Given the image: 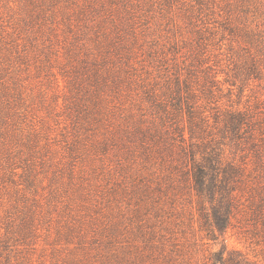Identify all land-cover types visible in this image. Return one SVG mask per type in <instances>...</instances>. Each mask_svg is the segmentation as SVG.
<instances>
[{
  "label": "rangeland",
  "instance_id": "obj_1",
  "mask_svg": "<svg viewBox=\"0 0 264 264\" xmlns=\"http://www.w3.org/2000/svg\"><path fill=\"white\" fill-rule=\"evenodd\" d=\"M176 92L209 118L199 144L244 175L226 233L182 176ZM259 175L264 0H0V264H264L246 207Z\"/></svg>",
  "mask_w": 264,
  "mask_h": 264
},
{
  "label": "trees",
  "instance_id": "obj_2",
  "mask_svg": "<svg viewBox=\"0 0 264 264\" xmlns=\"http://www.w3.org/2000/svg\"><path fill=\"white\" fill-rule=\"evenodd\" d=\"M171 106L175 110H182L185 103L189 116V144L186 137V128L181 127L177 122L172 123L173 130H167L172 134H178L181 142V152L186 156L191 169L183 171L182 176L191 179L192 186L198 195V212L203 227L214 236L216 230L226 233L235 219L236 212L240 208V195L237 191L245 181L242 170L233 164H225L222 161V150L220 143L211 140L207 144H199L198 139L207 135V123L209 118L204 117L203 112L189 103L187 97L175 93L171 97ZM249 125L246 113L241 111H230L225 120V127L231 131L236 138H241V130ZM210 136V134H208ZM215 144H214V143ZM201 156L198 158V156ZM253 192L248 197L249 217L247 222L254 231L253 239L264 248V176L254 177ZM205 200H209L210 207H207ZM248 213V212H247ZM251 230L249 229L248 232ZM226 250L217 252L214 255L212 264H260L251 261L246 255L239 251H233L227 256Z\"/></svg>",
  "mask_w": 264,
  "mask_h": 264
}]
</instances>
